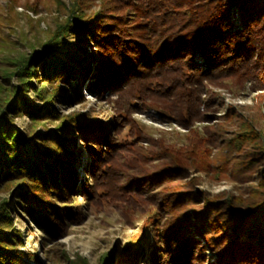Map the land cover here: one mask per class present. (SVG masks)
Here are the masks:
<instances>
[{
    "label": "trees",
    "instance_id": "obj_1",
    "mask_svg": "<svg viewBox=\"0 0 264 264\" xmlns=\"http://www.w3.org/2000/svg\"><path fill=\"white\" fill-rule=\"evenodd\" d=\"M55 2L68 14L46 28L43 48L0 67V193L13 194L0 198V264H30L15 215L55 237L89 200L143 214L119 264H264V166L247 197L184 180L244 181L264 163L260 116L234 105L218 114L212 88H264V0ZM82 88L110 103L109 120L60 112L59 102L84 101ZM149 108L185 128V140L148 133L134 113ZM22 115L27 128L15 122Z\"/></svg>",
    "mask_w": 264,
    "mask_h": 264
},
{
    "label": "rangeland",
    "instance_id": "obj_2",
    "mask_svg": "<svg viewBox=\"0 0 264 264\" xmlns=\"http://www.w3.org/2000/svg\"><path fill=\"white\" fill-rule=\"evenodd\" d=\"M18 1L16 12L10 14L8 10L10 0H0V39L5 40L6 44L4 47H0V67L13 68L9 61L10 57L22 52L30 54L34 48L32 45L37 50L42 49V38L46 28L55 27L56 22L68 14L66 9L59 6L55 0ZM64 1L69 3L70 0ZM92 7L97 8V3H94ZM39 17L42 18L40 22L37 21ZM196 62L200 68H205L200 57L196 58ZM245 87L239 88L235 83H232L230 88L212 87L219 91L222 97L218 114L226 113L229 107L234 105L249 114H258L261 118L259 124L262 125L264 123L262 116L264 114V97L262 99L264 88L253 90L249 81ZM82 94L84 96L82 102L57 103L60 112L62 114L76 111L91 113L92 110L96 109L106 120L111 118V112L107 111L110 103L106 100L97 99L85 88H82ZM27 96L30 99L34 98L33 92H29ZM134 116L141 122L145 130L155 137L166 135L179 143L185 140L186 129L175 123L162 121L160 114L154 108L135 112ZM15 122L18 126L27 128L30 119L27 115H22L16 117ZM49 125L53 126L54 123H49ZM199 125L201 126L202 123ZM263 166L264 163L255 166L249 179L244 181L229 179L218 181L213 179L211 175L202 172H194L185 177L184 180H190L197 176L201 179V183L195 186L196 190L204 189L212 194L231 192L247 197L251 188L256 186ZM12 196L11 192L0 193L1 199ZM74 197L77 204L81 203L80 193H76ZM83 206L85 208L82 210L83 214L80 220L68 222L66 229L61 234L45 239H43L40 228L29 221L27 215H15L14 226L24 232L23 249L29 252L26 261L30 264H77L76 261L82 257L88 260V264H105V258L108 254L114 256L112 264H119L126 260L125 255H123L125 244L140 231L144 222L143 214L134 210L130 211L129 214L124 213L121 207L111 201L96 203L94 200H89ZM45 248L52 250L54 260L51 261L45 255ZM37 255L39 259L36 258ZM144 257L140 256L135 263L131 261L133 264H147Z\"/></svg>",
    "mask_w": 264,
    "mask_h": 264
},
{
    "label": "built area",
    "instance_id": "obj_3",
    "mask_svg": "<svg viewBox=\"0 0 264 264\" xmlns=\"http://www.w3.org/2000/svg\"><path fill=\"white\" fill-rule=\"evenodd\" d=\"M201 61H202V64L205 66L204 61L202 59H201Z\"/></svg>",
    "mask_w": 264,
    "mask_h": 264
}]
</instances>
